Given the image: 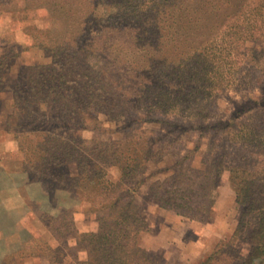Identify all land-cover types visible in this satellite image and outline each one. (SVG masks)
I'll return each instance as SVG.
<instances>
[{"label": "trees", "instance_id": "obj_1", "mask_svg": "<svg viewBox=\"0 0 264 264\" xmlns=\"http://www.w3.org/2000/svg\"><path fill=\"white\" fill-rule=\"evenodd\" d=\"M223 2L0 0V16L50 58L19 66L8 80L4 73L17 54H0V125L23 163L32 160L34 175L74 192L94 221L92 230L79 231L76 211H63L64 222L50 230L56 244L32 243L37 264H158L140 243L150 231L137 194L149 161L165 164L153 173L148 199L191 219L213 205L210 172L229 173L237 224L194 264H264V145L251 138L264 134V86L255 106L240 104L228 118L186 116L188 105L200 108L202 99L184 84L188 70L169 62L182 55L195 27L188 11L215 15ZM6 104L10 110L2 111ZM238 120L247 127L234 126ZM17 256L8 264H26Z\"/></svg>", "mask_w": 264, "mask_h": 264}, {"label": "rangeland", "instance_id": "obj_2", "mask_svg": "<svg viewBox=\"0 0 264 264\" xmlns=\"http://www.w3.org/2000/svg\"><path fill=\"white\" fill-rule=\"evenodd\" d=\"M223 3L214 10L215 15H209L204 9L200 11L196 7L194 11H188L187 20L195 27L192 29L189 27L188 41L182 55L169 61L172 62L170 63L172 67L181 63L180 68L188 70L189 79L184 84L189 88L198 89L197 93L202 99L200 108L197 105L195 108L193 103L190 107L188 105L184 113L186 116L206 114L208 118H228L236 112L240 104L244 103L247 107L255 106V101L262 94L264 0H226ZM99 12L102 13L103 9ZM46 20L48 19L43 21ZM8 23L0 16V54L9 50L17 54L10 70L4 73L8 80L15 78L21 65H44L50 62L43 48L34 46L30 39L22 35L19 27H12ZM178 26L177 23L175 29H178ZM167 50L170 51L169 47ZM7 106L6 104V107H1L2 111H9ZM246 115L247 113H244V116ZM260 115L264 117V108ZM239 123V120L235 121L234 126L238 128L246 126ZM107 124L105 121L104 128L113 129V123L110 127ZM156 126L146 125L150 128ZM245 130L242 134L249 136V131ZM91 135L89 131L82 133L84 138H90ZM191 137L194 138L193 135ZM252 137L254 144L256 142L264 145V134L258 137L254 133ZM99 138L107 139L109 135L100 134ZM199 160V157H196L195 167H201ZM164 164L150 161L147 163L145 174L148 177L137 193L150 231L151 224L154 225V229H158L161 223L165 222L164 217L160 215L161 210L169 211L158 208L148 199L147 193L151 182L158 178L153 173ZM32 166V160L28 161V165L23 163V154L18 149L17 142L12 140L11 134L0 125V264H8V258L16 255L17 259L25 258L26 264H37L38 259L31 257L34 251L32 243L46 240L52 245L56 244L50 230L64 222L61 215L63 211H76L73 213V221L79 231L93 228V217L85 216L81 212L82 205L78 196L51 182H43L39 176L34 175L35 170L33 172L29 169ZM118 175L117 169L113 168L110 171L113 180ZM210 176V181L215 180V188L211 195L213 205L207 208L206 213H201L200 219L178 216L194 222L211 223L222 220L237 224L240 210L234 201V188L229 181L228 171L221 172L219 177L216 171L214 173L211 171ZM229 196L233 197V205L230 207L227 205ZM231 233L224 232L223 237L212 241L207 252L218 240L228 237ZM152 253L158 264H170L163 252Z\"/></svg>", "mask_w": 264, "mask_h": 264}, {"label": "crops", "instance_id": "obj_3", "mask_svg": "<svg viewBox=\"0 0 264 264\" xmlns=\"http://www.w3.org/2000/svg\"><path fill=\"white\" fill-rule=\"evenodd\" d=\"M229 207L233 197L229 196ZM222 202V201H221ZM220 202V204H221ZM164 221L158 229L151 224V231L141 235V246L148 251L163 252L170 264H194L208 251L210 243L231 233L236 222H194L172 212L161 210Z\"/></svg>", "mask_w": 264, "mask_h": 264}]
</instances>
